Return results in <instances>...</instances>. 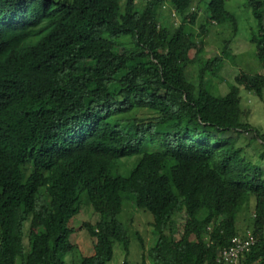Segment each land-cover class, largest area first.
<instances>
[{
	"label": "trees",
	"instance_id": "trees-1",
	"mask_svg": "<svg viewBox=\"0 0 264 264\" xmlns=\"http://www.w3.org/2000/svg\"><path fill=\"white\" fill-rule=\"evenodd\" d=\"M226 1L0 0V264H107L114 243L130 264L126 200L152 217L140 264H264V129L239 93L264 89V0H243L263 72L219 94L224 62L198 67L195 26L234 35ZM82 204L98 219L77 230ZM246 231L250 248L219 259Z\"/></svg>",
	"mask_w": 264,
	"mask_h": 264
},
{
	"label": "rangeland",
	"instance_id": "rangeland-1",
	"mask_svg": "<svg viewBox=\"0 0 264 264\" xmlns=\"http://www.w3.org/2000/svg\"><path fill=\"white\" fill-rule=\"evenodd\" d=\"M139 4H144L145 0H137ZM196 3V0H195ZM204 6V5H203ZM226 7L231 11L232 15L236 20V32H233L230 36L229 29L226 30L224 27H217L211 29L206 19H200L197 21L195 28L199 30V24L204 23L206 32L203 35L204 38V49L205 57L199 56L197 58L198 67L203 68L206 61L215 55L221 57L220 61L224 65L220 72L215 76L213 80V89L219 94H223L226 88V82L229 80L233 81V77L239 71L244 70L246 72H263L262 67L258 64L257 58L255 57L254 49H252L249 43L250 28L254 27L255 23L249 9L243 5V0H227ZM162 12L168 14L170 9L167 6H163ZM230 36V39H226ZM229 38V37H228ZM227 42V43H226ZM203 44L198 38L196 43L193 45V55L200 46ZM226 48L227 50H224ZM240 118L243 121L249 122L256 128L264 129V89L262 96H258L256 93L245 90L243 87L240 88ZM118 99V98H117ZM118 101V100H116ZM246 135H242L241 139L245 140ZM251 138H249L250 140ZM120 218L127 228V233L130 239L129 253L127 255L128 262L130 264L141 263V244L143 242L144 252L147 254L149 249L154 247V238L151 233L152 219L151 215L147 212H141L135 209L130 200H126L124 203L123 210L120 214ZM98 219L97 215H94L90 206L82 204L79 213L73 218L72 226L80 229L81 221L94 223ZM176 220L182 222L181 214L177 215ZM173 230L176 232V225H173ZM77 252L85 253V249L89 244V240L85 236V233L78 232L76 238L73 240ZM126 252L122 245L119 243L113 244V255L107 264H123ZM147 258H149L147 256ZM72 254L69 252L65 257L64 264L72 263ZM74 264L77 263L73 260ZM147 264L149 263L146 260Z\"/></svg>",
	"mask_w": 264,
	"mask_h": 264
},
{
	"label": "built area",
	"instance_id": "built-area-1",
	"mask_svg": "<svg viewBox=\"0 0 264 264\" xmlns=\"http://www.w3.org/2000/svg\"><path fill=\"white\" fill-rule=\"evenodd\" d=\"M254 235L251 231H246L242 235H235L230 240L229 247H225L220 251L219 259L229 262L238 256V254L247 251L254 242Z\"/></svg>",
	"mask_w": 264,
	"mask_h": 264
},
{
	"label": "clouds",
	"instance_id": "clouds-1",
	"mask_svg": "<svg viewBox=\"0 0 264 264\" xmlns=\"http://www.w3.org/2000/svg\"><path fill=\"white\" fill-rule=\"evenodd\" d=\"M240 235H242V234H240Z\"/></svg>",
	"mask_w": 264,
	"mask_h": 264
}]
</instances>
